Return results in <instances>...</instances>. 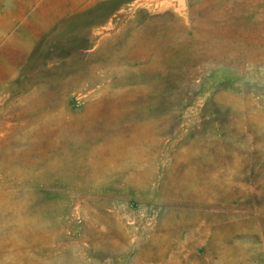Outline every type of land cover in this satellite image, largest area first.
Here are the masks:
<instances>
[{"label":"rangeland","instance_id":"obj_1","mask_svg":"<svg viewBox=\"0 0 264 264\" xmlns=\"http://www.w3.org/2000/svg\"><path fill=\"white\" fill-rule=\"evenodd\" d=\"M0 264H264V0H0Z\"/></svg>","mask_w":264,"mask_h":264},{"label":"water","instance_id":"obj_2","mask_svg":"<svg viewBox=\"0 0 264 264\" xmlns=\"http://www.w3.org/2000/svg\"><path fill=\"white\" fill-rule=\"evenodd\" d=\"M173 1H175L177 3H183V2H185V0H173Z\"/></svg>","mask_w":264,"mask_h":264}]
</instances>
